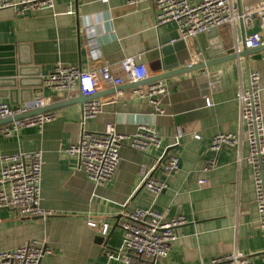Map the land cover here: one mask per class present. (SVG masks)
<instances>
[{
    "label": "crops",
    "instance_id": "obj_1",
    "mask_svg": "<svg viewBox=\"0 0 264 264\" xmlns=\"http://www.w3.org/2000/svg\"><path fill=\"white\" fill-rule=\"evenodd\" d=\"M263 1L234 3L241 11ZM155 17L151 1L132 7L126 0H55L54 8L31 14L0 9V46L12 45L25 63L22 84L16 81L12 87L9 78L0 77V100L13 106L36 100L49 101L48 105L65 99L82 100L51 112V118L42 125L23 126L11 133L0 126V172L5 155L41 152V207L54 213L34 219L21 218L12 209H0V252L36 240L50 250L43 264H106L105 249L121 246L119 222L126 205L130 210L151 207L168 219L186 218L175 228L177 240L164 264H210L215 257L237 251L249 255L252 264H264V225L255 199L253 168L245 160L249 145L238 100L242 89L249 86L250 72L258 71L264 110V49L248 58L214 66L207 72L218 77L214 88L211 81H201L195 72L161 79L167 87L159 99L162 113L155 111L148 98L133 93V87L127 88L129 83L120 85V90L106 85L97 97L104 102L102 112L83 124L84 96L79 88L68 96L45 84L58 64H74L84 70L101 63L115 67L132 55H141L149 77L163 73L167 65L161 41L176 29L172 24L157 26ZM253 31L264 35L259 19L248 27L237 18L218 27L216 37L226 49H234ZM214 42L194 37L186 43L187 51H174L172 56L186 63V52L189 56L202 52L207 59ZM107 123L125 135L147 125L159 134L164 146L173 141L179 129L184 131L178 148L179 171H153L166 182L162 191L151 192L142 184L162 149L144 153L125 145L114 179L101 184L79 168L78 158L67 148L79 141L83 129L102 131ZM224 132L235 133L240 144L212 150V137ZM192 133L201 138H193ZM209 159L216 161L210 170L206 169ZM89 219L96 220L98 226L90 227ZM103 224L109 226L106 237L111 234L106 248L96 239L103 236Z\"/></svg>",
    "mask_w": 264,
    "mask_h": 264
},
{
    "label": "built area",
    "instance_id": "obj_2",
    "mask_svg": "<svg viewBox=\"0 0 264 264\" xmlns=\"http://www.w3.org/2000/svg\"><path fill=\"white\" fill-rule=\"evenodd\" d=\"M151 1L156 8V25L172 24L179 38L186 43L199 34L207 33L218 27L233 23L240 18L244 25L251 27L256 19L264 28V1L258 5L239 11L234 0H126L127 5L138 7ZM55 0H0V9L13 8L18 13H33L41 8H54ZM264 45L261 31H253L238 43L234 51L242 47L247 49ZM204 60L202 52L190 54L186 65ZM150 72L141 55L125 57L118 66L108 63L92 65L84 70L74 64H58L45 78V84L55 90L63 91L68 96L76 88L88 99L82 104V123L96 117L103 110L104 102L95 97L104 86H120L126 83L135 84L149 78ZM133 93L148 98L155 111L162 113L160 96L167 91L162 80L136 85ZM262 87L258 71L249 74V86L242 89L238 96L240 115L245 124L246 140L249 152L245 160L253 168L256 191V204L260 221L264 225V110L261 98ZM49 101L36 100L23 106H13L0 100V119L24 114L28 110L48 105ZM209 103V101H207ZM51 112L41 113L15 120L1 127L2 131L12 130L29 125H42L50 119ZM200 139L198 133L191 134ZM185 133L177 131L173 141L164 146L159 134L147 125H140L133 135L117 131L114 124L107 123L102 131L83 129L79 141L70 145L67 152L78 158L79 168L96 184L112 181L121 162V149L125 145L140 151L162 149L153 167L143 176V186L154 193L166 187V182L154 176L153 171L160 168L166 174L177 173L180 169L178 148ZM240 138L232 132L218 133L210 141V147L219 151L223 146H238ZM171 148L168 152L167 150ZM216 165L209 159L206 169ZM42 153L17 152L2 157L0 172V209H12L21 218L43 217L54 214L41 207ZM186 222L184 216L166 218L151 207L130 210L124 205L121 212L120 227L123 231L121 246L117 249L106 248V264H164L172 243L177 240L175 228ZM88 225L96 228V220L89 219ZM102 235L109 231L108 224L101 227ZM50 250L36 240L27 242L11 250L0 252V264H43L44 256ZM264 261V257H263ZM194 264V263H189ZM210 264H252L249 255L242 251L218 256Z\"/></svg>",
    "mask_w": 264,
    "mask_h": 264
},
{
    "label": "water",
    "instance_id": "obj_3",
    "mask_svg": "<svg viewBox=\"0 0 264 264\" xmlns=\"http://www.w3.org/2000/svg\"><path fill=\"white\" fill-rule=\"evenodd\" d=\"M218 35V29H213L207 33L199 34L197 37H202L206 40L213 39L215 42L211 47V50L208 52L209 57L207 59L204 58L203 61L192 64V65H186L185 59L178 58V56H172V53L174 51H180L186 49L187 51V44L185 41L179 38V34L177 31H174L171 35H169L168 39L162 38V52L165 56V64L167 65L166 71L163 73L156 75L154 77H149L145 80H142L135 84H128L127 88L134 87L136 85L145 84L148 82L158 81L161 79L178 76L181 74L189 73V72H195L198 74V77L201 81H205L206 79L211 81V87L214 88V82L218 79V77L214 74L207 75V72L211 71L212 68L218 64H221L223 62L233 60L240 57L248 58L250 55L255 54L261 50L264 49V45L247 49L242 47V49L238 52H235L234 49H226L224 45L222 44V41L220 37H216ZM207 45V44H206ZM185 51V50H184ZM205 49L203 48V52ZM189 54L186 52L184 58H188ZM23 65H25L24 62H22L18 56L16 55V51L12 45H3L0 46V77L2 78H9L10 83H12V87L16 81H18L20 84H22V78L23 74L22 68ZM18 77L17 80L16 77ZM116 90L122 89L121 86H117L115 88ZM99 94H97L95 97H98ZM88 98L83 97V100L86 101ZM81 99H65L63 101H59L56 103H52L50 105H46L43 107H38L35 109H31L27 111L24 114L15 115L13 117H8L5 119H0V126L11 123L15 120L23 119L26 117H30L33 115L46 113V112H53L59 108L74 104V103H81ZM83 101V102H84ZM169 148L167 152L170 150ZM34 219H39L41 217H33ZM118 218V217H117ZM111 234L106 236H97V242L102 244L104 247L107 246L108 241L110 239Z\"/></svg>",
    "mask_w": 264,
    "mask_h": 264
}]
</instances>
